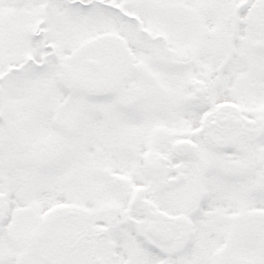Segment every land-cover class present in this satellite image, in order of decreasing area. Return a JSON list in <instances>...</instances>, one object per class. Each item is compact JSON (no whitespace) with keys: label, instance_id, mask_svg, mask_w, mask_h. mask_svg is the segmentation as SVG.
Instances as JSON below:
<instances>
[{"label":"snow or ice","instance_id":"snow-or-ice-1","mask_svg":"<svg viewBox=\"0 0 264 264\" xmlns=\"http://www.w3.org/2000/svg\"><path fill=\"white\" fill-rule=\"evenodd\" d=\"M0 264H264V0H0Z\"/></svg>","mask_w":264,"mask_h":264}]
</instances>
